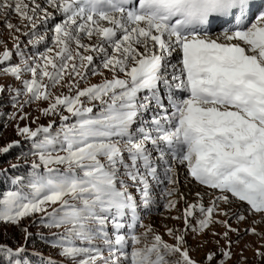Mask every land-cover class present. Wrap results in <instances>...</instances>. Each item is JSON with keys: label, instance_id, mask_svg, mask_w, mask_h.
<instances>
[{"label": "rangeland", "instance_id": "rangeland-1", "mask_svg": "<svg viewBox=\"0 0 264 264\" xmlns=\"http://www.w3.org/2000/svg\"><path fill=\"white\" fill-rule=\"evenodd\" d=\"M1 1L0 175L7 191H0V259L121 264L124 255L112 250L105 227V191L86 178L98 186L137 187L128 172L131 145L110 139L107 130L123 118L110 105L129 92L128 77L144 49L124 53L115 47L125 38L104 45L92 26L54 20L61 9L52 1L33 6L26 0L32 7ZM112 150L122 152L113 166L107 162ZM118 160L125 162L120 169ZM185 179L172 178L170 196L163 194L146 215L135 237L137 254L159 253L160 264H191L188 258L194 264H264V213L251 214ZM189 186L195 189L186 192Z\"/></svg>", "mask_w": 264, "mask_h": 264}, {"label": "bare ground", "instance_id": "bare-ground-1", "mask_svg": "<svg viewBox=\"0 0 264 264\" xmlns=\"http://www.w3.org/2000/svg\"><path fill=\"white\" fill-rule=\"evenodd\" d=\"M28 2H30L33 6H36L37 4H39L38 3V0H27ZM39 1H43V0H39ZM1 2H4V7L6 6V4H9L11 1H5V0H2ZM14 3H19V5H27V2H26V0H15V1H13ZM53 3H51V5H52V8L53 9H56V10H59V5H58V3L60 2V1H52ZM28 7H32L31 5H27ZM0 11L1 12H3V10L1 9V7H0ZM53 17H55V19L54 20H56V19H59V18H61L62 19V17H63V14H62V12L60 11L59 13H55V15H53L51 18H53ZM57 17V18H56ZM263 21V20H262ZM262 21H259V22H257V25L258 26H256L255 27V29H253V30H249V31H247L246 33H247V36H246V38H247V40H249V42H250V44L253 46H258L259 44H260V42L262 41H264V26H262L260 23L262 22ZM79 22V21H78ZM82 23V22H81ZM73 24V23H72ZM75 24H77V23H75ZM82 24H84V25H86V26H93L92 27V29H91V31L92 32H99L98 31V27L100 26V27H105L106 25H103L102 23H101V20H95V21H84ZM60 26H62V25H64V23L63 22H61L60 24H59ZM69 26V25H68ZM86 26H84V27H86ZM83 27V26H82ZM88 31H89V28L87 29ZM56 31H58V30H55L54 31V33L56 32ZM62 31V29L60 30V32ZM82 31V30H81ZM89 34V33H88ZM73 36V35H72ZM89 37V36H88ZM91 37V36H90ZM92 37H93V35H92ZM76 38V37H75ZM100 38H102V32H101V37ZM96 38L94 37V40H95ZM98 39V38H97ZM87 41V40H86ZM85 41V42H86ZM149 42H150V40H149V38H148V36H145V37H143V38H139L138 37V33L136 34V33H134V32H132V33H130L126 38H125V40L124 41H122L119 45H117L116 47H115V49L116 48H118V47H123L124 48V53H126V52H129L128 51V49H129V47L130 48H135V50H136V52H137V49H136V47L138 48L140 45H145V46H148V44H149ZM71 44V43H70ZM103 44V43H102ZM100 47V46H99ZM103 49H104V47L102 46L101 48H99V50H102L103 51ZM108 50V49H107ZM106 50V51H107ZM120 50H122V48L120 49ZM129 53H132V52H129ZM142 59V58H141ZM140 63H141V61L139 60V62L137 63V65H136V67L132 70V72H131V76H130V78L128 77V81L127 82H129L130 81V79H131V77H132V75L134 74V72H136V70L138 69V67L140 66ZM132 67V66H131ZM130 67V68H131ZM140 73H137V75H139ZM132 90V89H131ZM130 90V91H131ZM129 91V92H130ZM174 171V172H173ZM172 178L173 179H178V180H184V181H186V176H185V173H184V171L182 170V168H180V167H178L177 165H174V166H172L171 167V169H169L168 170V172H167V174H166V176H165V181H168L167 182V186H168V188H169V190H167V192H166V195L167 196H169V194L170 193H172L171 191H170V188L173 186L174 187V182H172ZM163 180H164V178H163ZM188 183H191L192 185H194L195 186V184H193L190 180H188ZM189 187H191V186H189ZM186 188L185 189V191L187 192H190V191H193L194 189L191 187V188ZM196 187H198V188H201V187H199V186H197L196 185ZM172 189V188H171ZM202 190H204L203 188H201ZM177 192V191H176ZM183 193H184V191H182ZM205 192H207L206 190H205ZM186 194H188V193H186ZM192 195V194H191ZM182 196V195H181ZM200 196V195H199ZM187 197V196H186ZM197 197V196H196ZM204 197V196H203ZM195 199V198H194ZM186 200V199H185ZM198 200V199H197ZM186 203H188V202H186ZM238 204L239 205H241L242 207H243V209L244 210H247L246 208H245V205L244 204H242V203H240V202H238ZM181 207H183V206H181ZM191 207V205H189V208ZM186 209H187V214H190V212L191 211H188V207H186ZM248 211V210H247ZM249 213H251L250 211H248ZM184 213H186V212H184ZM183 213V214H184ZM251 214H254V213H251ZM259 214H262V213H258V214H254V215H259ZM262 215H264V214H262ZM185 216V215H184ZM185 218V217H184ZM187 218V217H186ZM188 218H189V216H188ZM184 254V253H183ZM187 256V255H186ZM188 257V256H187ZM188 262L189 263H191V264H194V262H192L191 260H189V258H188Z\"/></svg>", "mask_w": 264, "mask_h": 264}, {"label": "trees", "instance_id": "trees-1", "mask_svg": "<svg viewBox=\"0 0 264 264\" xmlns=\"http://www.w3.org/2000/svg\"><path fill=\"white\" fill-rule=\"evenodd\" d=\"M1 181L3 182L2 176L0 177V191H2V193H3L4 191H7V189L6 188L5 189L1 188V185H2ZM0 264H11V263L10 262L7 263V261H4V260L0 259Z\"/></svg>", "mask_w": 264, "mask_h": 264}]
</instances>
